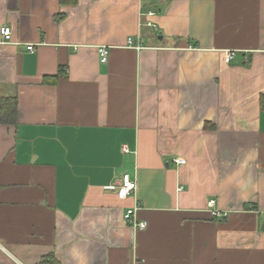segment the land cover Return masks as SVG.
<instances>
[{"label":"crops","instance_id":"1","mask_svg":"<svg viewBox=\"0 0 264 264\" xmlns=\"http://www.w3.org/2000/svg\"><path fill=\"white\" fill-rule=\"evenodd\" d=\"M4 26L0 264H264V0H0Z\"/></svg>","mask_w":264,"mask_h":264},{"label":"built area","instance_id":"2","mask_svg":"<svg viewBox=\"0 0 264 264\" xmlns=\"http://www.w3.org/2000/svg\"><path fill=\"white\" fill-rule=\"evenodd\" d=\"M3 41L5 43H10L12 42V29L11 27L4 26L0 29ZM129 44L132 45L133 47H136L138 49L141 48V45H135L134 42L130 39ZM28 49L30 51L35 50V45L29 44ZM235 53L234 52H228L226 60L227 62H231V60L234 58ZM99 56L100 60L102 63L108 62L109 56H110V47L107 46H101L99 47ZM125 152H129V149L127 146H124L123 148ZM177 163L179 162H184L182 159H176L175 160ZM138 185L137 181L132 179L129 174L123 175L121 185L118 188V193L119 197L121 199H126L127 197L133 195L137 191ZM181 189V188H180ZM215 201H210L209 206L213 207ZM140 209L139 206H134L131 208H128L125 212V220L128 224H130L132 227L138 230H145L148 227V222L146 220H138L136 218V212ZM228 215V212L224 211H218V210H213L212 211V216L217 218V219H224Z\"/></svg>","mask_w":264,"mask_h":264},{"label":"trees","instance_id":"3","mask_svg":"<svg viewBox=\"0 0 264 264\" xmlns=\"http://www.w3.org/2000/svg\"><path fill=\"white\" fill-rule=\"evenodd\" d=\"M1 104V111L5 112L8 114L9 119L10 117H13L16 115V110H17V104H16V100L12 99V100H5L3 101ZM39 264H57L55 259L52 256H47L44 257Z\"/></svg>","mask_w":264,"mask_h":264}]
</instances>
